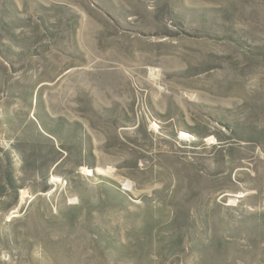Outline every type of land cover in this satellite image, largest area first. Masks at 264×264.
Returning a JSON list of instances; mask_svg holds the SVG:
<instances>
[{
	"label": "rangeland",
	"instance_id": "1",
	"mask_svg": "<svg viewBox=\"0 0 264 264\" xmlns=\"http://www.w3.org/2000/svg\"><path fill=\"white\" fill-rule=\"evenodd\" d=\"M0 264H264V0H0Z\"/></svg>",
	"mask_w": 264,
	"mask_h": 264
},
{
	"label": "trees",
	"instance_id": "2",
	"mask_svg": "<svg viewBox=\"0 0 264 264\" xmlns=\"http://www.w3.org/2000/svg\"><path fill=\"white\" fill-rule=\"evenodd\" d=\"M7 180L10 181V179L7 177Z\"/></svg>",
	"mask_w": 264,
	"mask_h": 264
}]
</instances>
